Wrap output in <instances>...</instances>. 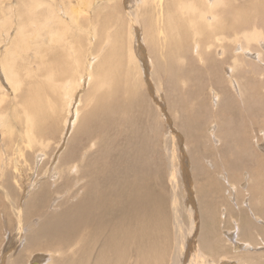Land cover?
I'll list each match as a JSON object with an SVG mask.
<instances>
[{"label":"bare ground","instance_id":"1","mask_svg":"<svg viewBox=\"0 0 264 264\" xmlns=\"http://www.w3.org/2000/svg\"><path fill=\"white\" fill-rule=\"evenodd\" d=\"M55 1L59 0H0V12L3 11L2 16L4 15L3 17L0 16V45L3 40L12 38V40L10 39L12 43L10 49L2 58V65L10 66L7 72L10 78L18 76L19 68L27 69L20 66V55L28 58L40 57L45 52L40 50L41 47L50 49L56 45L54 41L63 37L65 19H56L59 16L55 12L57 11V7L54 5ZM184 1H179L182 6V15L187 18L191 17L192 14L196 15L192 3L184 6ZM209 1L211 0H201V10L197 13V16L201 20H207L210 14L212 18L209 26L213 25L216 27L215 33L218 32V26L226 23L227 17H229L228 24L231 27H235L236 30H240L241 26L246 23H259L262 26L261 29H242L237 32L243 43V49L247 48L246 45L251 43L254 36H257L258 40L264 37L262 35L264 34V0L256 2L255 5H247L253 13L248 11L243 2L237 5L239 0H214V3H209ZM185 7L188 9V14L185 11ZM231 12L233 14H230ZM130 18L132 17L130 16ZM14 28H16V32L12 35V29ZM38 29H45L46 31L43 34H39L37 32ZM46 33L51 41L49 43L44 42L42 37ZM221 35L223 37H219L218 40L228 37L227 32H222ZM67 39H61L60 44L62 47L66 45ZM139 40L140 38L138 42ZM70 44L71 47L67 55L70 56L73 50L75 59L71 60L69 57L66 60L69 64L78 67L84 43L81 40L76 41L73 39ZM141 45L145 46L144 44ZM138 46L139 44L137 48ZM140 47L138 50L140 52L144 51V48ZM258 56L259 60H263V51L260 50ZM190 59L195 61L192 57ZM210 61L213 62V59ZM139 67L141 68L142 64H139ZM239 68L241 67L233 66V69L237 70V72L240 71ZM157 69L154 71V75L159 79L160 72ZM171 69H173L175 78L167 82L169 85L167 104L172 103L174 106L173 113L175 117L173 118L168 116L161 117L151 101L144 98V95L147 94L146 90H143L141 94L135 92L129 94L130 90L137 88L138 78L134 73L130 74L128 82L122 70L114 69V83L109 82L107 79L108 73L111 72L110 70L101 74L102 76L99 77V80L103 79L104 81H99L94 86V89L97 92L108 83L106 91L102 96L97 92V97L100 96V98H97L95 102L93 101L94 94L88 96L90 99L89 105H92L89 112L98 113L86 119L84 118L80 125V127H85L84 131L78 130L75 135L80 140L95 138L99 144L105 142L108 147H114L119 157L114 159L112 163L114 165L110 166L108 164L111 177L105 178L104 174L100 173L98 175L97 173L94 178H88L87 181V179H83L86 173L83 172L77 179H83L81 181H87V183L82 185L83 191L74 197L76 204L67 208L61 207L64 210L57 214L60 215L59 217L43 222L41 229H43L42 236L46 244L35 239L40 231L39 229L27 236L29 244H26L24 248L33 249L32 247H34L36 248L34 250H50L52 248L57 251L55 256H58L53 258L52 264H208L210 261L213 262V259H218L221 256L225 257L222 264L263 263L264 253L257 254V251V253L246 251V253L245 250L257 249L254 244L257 242L256 238H253L256 237V230H258L255 227L258 222L264 223V213L262 214V210L259 208V206H264V166H258L254 162V160L264 159V150H258L259 147L257 145L250 146L246 142L239 140L238 134L236 135L226 129L225 120L221 116L222 109L214 110L210 107L211 101H204L200 90L186 87V78L198 76L200 74L199 70L178 63H173ZM69 70L73 78L71 85L64 83L67 79L64 69L57 68L53 76L47 79L50 81L52 78L54 89L58 95L57 102L53 104L52 110L49 107L43 108L44 103L41 93L36 95L35 100L31 99L30 103L19 104L14 96L17 89L12 88L14 93L10 92L8 87L5 84L2 86L0 81V139L1 142L3 141V144L0 142V146L1 144L2 146L4 144L7 145L11 141L10 138L13 134L9 138L6 137V133L15 131L14 124H11L10 121V116L14 111H11L12 113L8 111L9 106L13 104L16 107H13L18 115L16 116L19 118V125H15L18 129H15L21 131V139L18 141L24 143V146L33 148V150L35 146L39 148L40 144L34 134L36 135L40 132L49 134L50 128H52V136L58 132L57 127L54 125L41 128L38 125V120L41 123L46 122L50 118L44 117V114L49 116L51 114L57 115V106L59 105L61 107L63 104L66 108L64 110H70V112L76 105L77 99L74 98L79 91L80 85L77 83L73 91L72 88L74 87V78L80 75V70ZM132 70L135 71L136 69ZM210 71L213 78L214 69H210ZM262 75L264 76V74ZM243 81L244 78H242L241 87L244 85ZM139 87L144 88V85ZM149 89L152 91L151 85H149ZM15 94L17 95V93ZM241 96H244L245 109L254 114L250 110L252 105L246 97V90L241 92ZM208 99H213L211 93ZM220 100L223 99L221 98ZM85 104L88 105L87 102ZM257 104L258 112L264 114V100L257 101ZM27 105L28 109L26 108ZM176 105L177 107H175ZM162 106L164 105L160 104L159 107ZM86 111L88 109L82 106L81 112L86 113ZM164 111L168 113L167 110ZM195 117H202L200 136L196 134ZM260 117L263 121V115ZM111 118L114 119V128ZM212 122L217 126V133L213 137L216 143H211L212 134L209 135V131L212 129ZM167 123L172 127V130L174 129L177 133L180 132L181 135H173L176 133L172 131L162 137V132L156 130L160 126L164 127ZM172 123L177 126L178 130L173 127ZM108 126L114 129L119 138H111L108 135L114 134V131H110ZM101 134L102 138H99ZM231 135L236 136L234 142L228 139ZM158 141L162 142L161 146H158ZM18 145H21V143ZM210 146L220 152L210 155L208 153ZM229 146H231V150L228 154L231 155L232 161H227L225 164L220 163L217 168L215 163L218 160L214 157L219 155L221 158L223 152ZM170 147H175L181 151L187 150L186 161L193 167L189 173L193 181L197 178L202 182L206 181L209 185L206 189L203 186L207 185L203 183L196 186L197 213H193L194 205L187 206V214H183L180 211L181 199L179 200V197L184 192L179 187L183 185L182 181H185L186 170H183L182 176L178 171L179 165L174 160H179L178 154L170 151ZM237 148V153L241 152V155L245 158L243 160L244 166H241L242 159L240 158L237 159L236 163L233 161L234 155H238L236 153ZM20 149L22 151L19 146V151ZM196 153L200 156L199 160L204 161L206 164V167H203L204 173L200 176L199 172H197L200 169L196 168V160L193 159ZM262 154L263 156H261ZM13 155L12 153V157L15 158ZM104 155L108 156V152H96L93 160L98 161L102 165ZM10 157V155H4V157L0 155V197H9L12 193L18 195L21 190V183L16 178V172L19 174V169L15 172L14 167H9L11 165V162L8 161ZM40 158L41 155H35L37 164ZM87 165L90 164L84 162V164H81V169L86 171ZM180 166L182 167V165ZM224 168L230 169L229 175L225 177L220 174V170ZM240 172L244 177L242 181L246 179V185L241 188L242 190L236 191V194L231 193L230 184L225 186V183L226 181L229 183L230 180H240ZM6 175L11 178L9 191V188L1 180ZM210 175H214V179H211ZM29 176H32V174H29ZM56 179L61 178L57 177L55 180L42 181L46 182L47 193H61L62 186L68 182V180H64L57 184ZM212 180L216 182L212 183ZM52 184H57V187L55 186L52 189ZM168 186L171 188H168ZM224 186L226 191L227 187L229 189L227 195L221 193ZM100 187L104 191L103 193L100 192ZM237 192L245 194L242 202L236 200ZM225 196L229 198L230 202H232L230 198L234 199L236 202L234 203V205L236 204L235 206L239 203L238 208L233 207V205V208L228 207L227 204L229 203L226 200L225 203L223 202V206L219 205L221 201H224ZM64 199L65 203H67L68 199ZM46 202L47 195L42 196L39 192H34L24 203L27 205L32 203L45 205ZM13 206L17 207L15 203ZM37 209L41 210L42 207ZM241 213L248 219L246 218L245 220L244 218L243 220V216L237 220L238 216L236 218L235 216ZM22 214H20L18 229L31 216V211L27 208L22 211ZM230 220L234 224L233 228L229 226L230 223L232 224ZM34 224L35 222L32 223V225ZM32 225L30 224L28 227L30 228ZM234 228L236 229V232H234L236 233L235 236L232 233ZM225 235L227 236L225 237ZM258 235L260 234L257 233ZM261 235L262 237L260 238L259 236V238L264 244V231L261 232ZM20 236L19 240L21 242ZM51 238H59V243H48ZM226 245H230L228 248L232 250V255L227 252L229 249L226 251ZM240 246L243 249L246 248L244 252L241 251ZM262 247L264 246L262 245ZM17 255H13V257ZM32 255L33 253L31 252L30 256L32 257ZM41 255L39 254L38 256ZM19 256L13 258L9 254L6 256L5 262L7 264L17 262L20 259ZM43 256L45 257V254ZM34 259L32 258L31 260Z\"/></svg>","mask_w":264,"mask_h":264},{"label":"rangeland","instance_id":"2","mask_svg":"<svg viewBox=\"0 0 264 264\" xmlns=\"http://www.w3.org/2000/svg\"><path fill=\"white\" fill-rule=\"evenodd\" d=\"M179 1L180 0L55 1L56 3L54 2V5L57 7V11L55 12L56 15L59 16L56 17V19H65L63 23L65 33L62 38H68L66 45L62 47L60 44L62 38H59L54 41L56 42L54 47L50 49L41 47L40 50H44L45 52L40 57L28 58L24 55H20V66L27 69L18 67L19 74L14 78H10L7 75L10 66L2 65V58L9 51L12 44V38L10 37L11 40H3L0 45V81L2 86L5 84L10 92L14 93L12 88L17 89V92H15L17 95L14 93V96L16 102L19 104L29 102L31 99L35 100L36 95L41 93L42 101L44 103L43 108L49 107V109L52 110L53 104H56L57 102L58 95L54 89V81H52V78L50 81L47 79L53 76L57 68L65 70L64 74L67 79H64V83H69L70 85L73 83V78L69 69H79L80 75L77 76L78 79L76 77L74 78V87L72 88V91L75 89L77 83L80 85V88L74 98L77 99V103L73 109H71V112L70 110H64L66 108L62 104L61 107L60 105L57 106V115L51 114L49 116L48 114H44V117L50 118L46 122L41 123L38 120V125L41 128H47L50 125H54L57 127L58 132L52 136V128H50L49 134L46 132H40L36 135L34 134L40 144V147L37 148L35 146L34 150L33 148H28L26 145L24 146V143L18 141L21 139V131H18V127L15 126L16 124L19 125V118L17 117L18 115L15 110L16 107L14 104L10 106L7 104L9 106L8 111H14L13 113L11 112L12 114H9H11L10 121L11 124H14L15 131L13 133H6V137L9 138L13 134L10 138L11 141H9L8 138V141L10 142L7 143L8 146L6 144L2 146L3 141L1 142L0 139V142L2 143L0 146V155L1 157H4V155H10L11 157L8 161L11 162V165L9 167H14L15 172L19 169V174L16 172V178H18L21 183V190L18 192V195L12 193L9 197H0V264H7L5 261L6 256L9 254L11 257L16 254H18L17 256L21 255L19 256L21 261L19 262L20 259H18L17 262L12 264H30L32 262L31 259H34L35 257L37 264H52L53 258L58 257L55 256L57 251H54L52 248H50V250H34L36 249L34 247H32L33 249L24 248L26 244H29L27 236L40 229L35 239L46 244V241L42 236L43 229H41L43 222L51 218L59 217L60 215L57 214L64 210L61 207L64 206L67 208L68 206H74L76 204L74 197L83 191L82 185L87 183L88 178H94L97 173L98 175L100 173L104 174L105 178L111 177L109 168L114 165L112 164L114 159L119 157L114 150V147H108V144L105 142L99 144L98 140L96 141L95 138L90 140H80L77 139L78 137L75 135L78 130L81 132L84 131L85 127H80L84 118L86 119L89 116L98 113L89 112L92 105H89L90 99L88 96L94 94L93 101L95 102L97 98H100V96L97 97V92H99L101 96L104 94L108 83L104 86L105 89L102 87L97 92L95 91L94 86L98 84L99 81H104L103 79L99 80V77L102 76L101 74L105 73V71H111L108 73L107 79L109 82L113 83L114 69L122 70L124 72V77L128 82L130 74L134 73L138 78L136 85L137 88L130 90L129 94L131 92L141 94L143 90H146L147 94L144 95V98L151 101L153 107L159 111L161 117L168 116L173 118L175 117L173 113L174 106L172 103L167 104L169 88L167 82L175 78L171 66L173 63L191 66L193 69L199 70L200 74L198 76L187 77L186 87L189 89L195 88L200 90V94L204 97V101H211L210 107L214 110L222 109L221 116L225 120L226 129L234 132L236 135L238 134L240 137L239 140L246 142L250 146L257 145L259 147H257L258 150H264V114L258 112L257 104V101L264 100V76L262 75L264 74V59L259 60L258 56L260 50L264 53V37L258 40L257 36H254L251 43L246 45L247 48L243 49V43L237 34V32H240L242 29H261L262 26L259 23H246L241 26L240 30H236L235 27H231L230 24H228L229 17H227L226 23L218 26V32L215 33L216 27L213 25L209 26V22H211L212 18L210 14L207 20H201L197 16V13L201 10V0L184 1V6L192 3L196 11V15L192 14L189 18L182 15V6L179 4ZM258 1L260 0H239L237 5H240V3L243 2L248 11L253 13L247 5H255ZM210 2L214 3V0L209 1V3ZM68 3L73 4L68 5ZM185 11L188 14V9L186 7ZM225 12L227 14V10ZM2 13L3 11L0 12L1 17L4 16H2ZM230 14L233 13L231 12ZM130 16L132 18H130ZM45 31V29L37 30L39 34H43ZM15 32L16 28L12 29L11 34L14 35ZM222 32H227L228 37L223 40H218L219 37H223L221 35ZM262 35L264 36V34ZM42 37L44 38V42H51L47 33L45 36L42 35ZM139 38L140 40L138 42ZM73 39L76 41L81 40L84 43L78 67L69 64L66 60V58L69 57L71 60L75 59L73 50L70 56L67 55V52L71 47L70 43H72ZM216 43L217 45L215 46ZM138 44V48L141 46L144 48V51L140 52V50H138ZM141 44H144L145 46H142ZM191 57L194 58L195 61H192L190 59ZM211 59H213V62L210 61ZM139 64H142L141 68L139 67ZM233 66H240V71L237 72V70H234ZM132 69L136 70L133 71ZM156 69L160 72L159 79L154 75ZM210 69H214L213 78ZM242 78H244L243 87L240 86V84H242ZM178 80L180 82V78ZM141 85H144V88L139 87ZM149 85L152 86V91L149 89ZM243 90H246V97L252 105L250 110L254 114H251L245 109L244 96H241ZM210 93L213 96L212 100L208 99ZM221 98L223 100H220ZM86 102L88 105L85 104ZM160 104H163L164 106L159 107ZM82 106H85L88 109L86 113L81 112ZM175 107H177V105ZM26 108L28 109V105ZM164 110H167L168 113H165ZM261 115H263V121L260 117ZM111 121L114 128V119L111 118ZM195 121L197 129L196 134L200 136L202 117H195ZM172 125L178 130L175 124L172 123ZM211 126L212 129L209 131V135L212 134L211 143H216L213 137L214 134L217 133V126H215L214 122H212ZM113 128L108 126L110 131H114ZM156 131H161L162 137L168 135V132H175L174 129L172 130L169 123L164 127L160 126ZM175 133L176 134L173 135H181L180 132ZM108 135L111 138H119L115 131L114 134ZM72 136H74L75 139L72 138ZM235 137L236 136L231 135L228 139L229 141L234 142ZM99 138H102V134ZM20 143L21 145H18ZM161 143V141H158V146H161ZM181 145L183 144L181 143ZM19 146L22 148V151L20 149L21 152L19 151ZM226 149L227 150L223 152L221 158L219 155L214 157L218 160V162L215 163L217 168L220 163L225 164L227 161H232L231 155L228 154L231 150V146ZM105 151L108 152V156L104 155L102 165L99 164L98 161L93 160L96 152L103 153ZM170 151L174 154H178L179 160H174L177 161L176 164L178 163L179 165L178 171L182 176L183 170H186L184 176L185 181L183 180V185L179 187V189L184 192L179 197V200L181 199L180 211L183 214H187V206L194 205L193 213H197L196 186L203 183L207 185L203 186V188L206 189L209 185L206 181L202 182L197 178L193 181V178L189 174L193 167L186 161L187 150L181 151L180 149L177 150L175 147H170ZM237 151L238 148L236 149V153ZM247 151L250 153L249 150ZM215 152L220 151L210 146L208 153L213 155ZM12 153L15 158L12 157ZM237 154L238 155H234L233 157L234 163L240 158L242 159L241 166H244L243 160L245 158L241 155V152ZM35 155H41L38 164L35 161ZM261 156H263V154ZM199 157L200 156L196 153V155L193 156V159L196 160V168L198 167L200 169L199 171L197 170L200 176L204 173L203 167H206V164L204 161H200ZM84 162L90 164L86 166V171L81 169V164H84ZM254 162L258 164V166H264V159L262 158L256 161L254 160ZM108 164L110 166H108ZM180 165H182V167ZM220 171V174L225 177L229 175L230 169L224 168ZM83 172H86L83 179H87V181L84 182H82L83 179H81L82 181L77 179L83 174ZM29 174H32V176H29ZM57 177L61 178L56 179L57 184L64 180H68V182L62 186L61 193H47L45 188L46 182L42 181L48 179L55 180ZM210 177L211 179H214V175H210ZM239 177L240 180H230L231 182L229 181V183L226 181L225 186L230 184L229 189L231 193L236 194V191H239L246 185V179L242 181V178L244 177L241 172ZM215 178L217 180L216 176ZM1 180L3 184L9 188V191L11 187H9L11 184L10 176L6 175L4 178H1ZM214 182L216 181L212 180V183ZM57 184H52L51 188L54 189L55 186L57 187ZM225 186L223 188L224 190L222 189L223 191L220 190L221 193L227 195L229 189L227 187L226 191ZM168 188L171 187L168 186ZM34 192H39L42 196L47 195V202L45 205L41 203L27 205L24 203ZM100 192H104L101 187ZM244 195V193L237 192L236 200L242 202ZM226 197L227 196H225L224 201H221L220 203L218 202L219 205L221 204L223 206L227 201V203H229H226L228 207L231 208L233 205V207L238 208L239 203L235 206L236 204L234 205V203L236 202L234 199L230 198L232 201L230 202L229 198ZM64 198L68 199L67 203H65ZM14 203L17 207L13 206ZM38 207H42V209L38 210ZM27 208L30 209L31 216L23 223L22 227L19 226L18 229L20 214H22V211H25ZM259 208H261L263 214L264 206H259ZM261 210L259 211L261 212ZM241 214L236 215L235 218L238 216L236 219L239 220L238 218L244 216V214ZM22 217L24 218L23 214ZM244 218L246 220L247 217L244 216L243 220ZM15 219L17 220L15 221ZM232 220H230V222H232ZM34 222L35 224L32 225ZM30 224L32 227L29 228L28 226ZM263 224L264 223L258 222L255 227L258 230H256V237L253 238H256V241L258 242H256L257 244L254 243L257 249L245 250L246 248L243 249V247L240 246L242 252L245 250V252H258L257 254L264 253V247L261 248L264 244L260 239L262 237L261 232L264 231ZM233 225V222L232 224L230 223V228H233ZM261 229L263 230L261 231ZM234 232H236L235 228L232 233ZM257 233L260 235L257 236ZM235 235L236 233H234V236ZM19 236L21 237V242ZM226 236L227 235H225V237ZM228 240L230 239L228 238ZM48 243H59V238H51ZM226 246V251L229 249L227 252L232 255V250L228 248L230 245ZM31 252L36 256L34 257L32 255L31 257ZM39 254L42 255L38 256ZM43 254H45V257ZM17 256H14L13 258ZM223 260H225V257L221 256L218 259H213V262L210 261L208 264H222ZM262 264H264V260Z\"/></svg>","mask_w":264,"mask_h":264},{"label":"water","instance_id":"3","mask_svg":"<svg viewBox=\"0 0 264 264\" xmlns=\"http://www.w3.org/2000/svg\"><path fill=\"white\" fill-rule=\"evenodd\" d=\"M32 264H37V260L36 259L32 260Z\"/></svg>","mask_w":264,"mask_h":264}]
</instances>
